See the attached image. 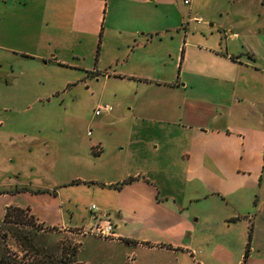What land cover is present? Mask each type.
I'll return each mask as SVG.
<instances>
[{
    "label": "crops",
    "instance_id": "0c3cea01",
    "mask_svg": "<svg viewBox=\"0 0 264 264\" xmlns=\"http://www.w3.org/2000/svg\"><path fill=\"white\" fill-rule=\"evenodd\" d=\"M23 1L29 2L19 0L18 3ZM136 1H148L158 8L159 1L163 0ZM59 3L50 1L51 5ZM88 4L92 9L101 6L99 0ZM69 5L72 16L61 23L62 26L53 23L55 19L51 17L42 21L43 36L37 37L36 42L45 55L54 56L52 51L58 53L68 46L78 49L87 33L96 37L92 46L100 45L102 37L104 39L105 25L100 22L101 16L95 22L90 8L85 12L83 0H74ZM151 23L148 28L136 30L137 35L141 30L140 37L128 34L114 45L117 52L125 53L124 62L132 64L136 60L146 66L142 72L131 65L129 72L116 73L142 81L141 90H144L139 93L145 97L141 107L136 105L135 112L125 117L108 112L102 120L94 119L95 131L91 134L87 131L88 137L82 141L72 139L68 130L60 131V137L72 143L67 148L60 145L61 139L57 142L51 139V136L57 137V133L47 135L43 139L42 165L34 164L37 175L30 178L34 180L31 182L33 191L42 192L23 191L9 200L20 208L27 207L42 224L58 226L69 233L82 226H93L96 216L111 219L116 238L104 241H108L113 251L110 248L96 251L95 248L93 252L107 260L115 254L118 257L117 252H122L118 248L124 246L125 255L135 254L136 261L187 264L195 260L192 248L195 224L210 216L218 218L216 224L221 227L230 226L229 220L245 217L244 242L248 243L249 234L251 243L262 242L264 98L252 96L253 90H258L261 84L240 79L245 64L238 61L237 52L218 44L195 45L193 35L188 33H184L182 39L180 33L176 35L175 62L180 58L181 67L187 57L188 71L208 76L213 85L181 82L184 69L177 80L159 77L149 69L153 66L159 71V18ZM192 48L206 51L197 55ZM160 66L164 73L165 67ZM206 87L214 88L212 91L217 97L199 96L201 88ZM157 107L159 110L155 111ZM133 119L159 121V131L149 134L147 124L144 129L133 131L130 129ZM121 120H128L130 128L120 132L111 129L114 121ZM145 136H154L151 141L157 144L147 145ZM56 172L66 176H56ZM18 183L8 178L0 185ZM84 195L96 196L100 201L97 211L92 209V203L89 205L90 214L86 216L82 215L77 202ZM229 204L234 207L227 211L225 206ZM86 248L81 240L79 251ZM253 251L252 248L248 264H264V250L256 258Z\"/></svg>",
    "mask_w": 264,
    "mask_h": 264
},
{
    "label": "rangeland",
    "instance_id": "374dc122",
    "mask_svg": "<svg viewBox=\"0 0 264 264\" xmlns=\"http://www.w3.org/2000/svg\"><path fill=\"white\" fill-rule=\"evenodd\" d=\"M18 1L0 0V182L8 178L19 182L15 186L0 185V254L33 264H50L56 254L62 255L68 264H151L141 259L136 261L135 254L131 252L125 255L124 246L118 248L122 249V252H117L118 257L115 254L109 260L101 254L94 255L95 248L96 251L108 250V241L78 232L81 227L69 233L58 226L44 225L27 207H21L22 220L10 218L4 221L7 207L16 206L9 200L14 195L7 192L27 188L32 193L31 182L34 180L30 181V178L37 175L33 166L42 165L43 139L47 135L57 133L58 136H51V139L56 142L61 139L60 145L67 148L72 143H67L66 137H60V131L68 130L73 135L72 139L84 140L87 131L90 130L91 134L96 129L94 119L102 120L106 116V113L95 116L98 104H110L113 108L110 113L121 114L120 118L135 112L136 105L141 107L145 97L139 93L144 90H141L142 81L128 74L118 76L116 73L129 72L131 65L142 72L146 66L136 60L132 64L124 62L125 53L117 52L114 45L126 35L134 34L138 28H148L155 18H159V71L153 66L149 69L152 68L159 77L177 80L184 69L181 82L212 84L208 76L188 71L187 57L181 67L180 58L175 62L176 35L180 33L182 39V35L188 33L193 35L192 43L195 45L208 47L218 44L237 52L239 60H236L245 64L240 79L260 83L252 96L264 98V0H192L190 5H184L180 0H163L159 1L158 8L148 1L99 0L101 6L93 9L88 4L91 0H83L85 12L90 8L95 22L101 16L100 22L105 25L104 39L102 37L100 45L92 46L96 37L87 33L79 42L78 49L68 46L64 50L59 49L58 53L52 51L54 56L45 55L36 42L37 37L43 36L42 21L51 17L55 19L53 23L62 26L61 23L69 21L72 16L69 4L74 0H29L22 4ZM50 1L61 3L51 5ZM192 18H201L203 22L197 23ZM139 32L140 37L141 30ZM192 49L197 55L206 51ZM179 55H182L181 49ZM160 65L165 67L164 73H161ZM201 89L199 96L217 97L212 91L214 88ZM220 96L224 94L220 93ZM158 110L159 107L155 111ZM128 123V120L114 121L111 129L120 132L131 127L134 131L144 129L147 124L145 127L149 128V134L159 131V121L133 119L130 127ZM153 138L145 136L147 145L157 144L151 141ZM57 172L56 176H66ZM80 199L77 202L83 216L90 214L88 207L91 203L100 204L96 196L84 195ZM233 207L230 204L225 206L227 211ZM216 219L205 217L195 224L192 233L195 260H189L187 264L243 262L246 218L229 220L231 225L222 227L216 224ZM81 240L86 243L85 251L78 249ZM262 243L264 240L250 244L255 258L257 254H263Z\"/></svg>",
    "mask_w": 264,
    "mask_h": 264
},
{
    "label": "built area",
    "instance_id": "2783aa9c",
    "mask_svg": "<svg viewBox=\"0 0 264 264\" xmlns=\"http://www.w3.org/2000/svg\"><path fill=\"white\" fill-rule=\"evenodd\" d=\"M184 5H190L192 0H180ZM197 23H202L203 21L201 18H195ZM232 36H236L233 34ZM112 106L110 104H100L96 110L95 114L100 115L102 113H108L112 111ZM92 209L97 211V206L92 205ZM97 217V222L91 227H81L79 228L78 232L80 231L82 234H91L95 237L105 239V240H113L116 238L115 234V226L111 219L105 217Z\"/></svg>",
    "mask_w": 264,
    "mask_h": 264
},
{
    "label": "trees",
    "instance_id": "16d2710c",
    "mask_svg": "<svg viewBox=\"0 0 264 264\" xmlns=\"http://www.w3.org/2000/svg\"><path fill=\"white\" fill-rule=\"evenodd\" d=\"M133 179H130L129 181H132ZM23 191H28L27 188H18V189H14L12 191H9L7 193H12L13 195L19 192H23ZM32 191V190H31ZM34 193H40L42 191H32ZM22 215H23V209L16 207V206H8L4 215V221H9L10 218H16L17 220H22ZM251 234H249V240L248 243L246 244V248H245V252H244V258H243V262L241 264H248V259L250 256V251H251ZM50 264H68L65 261V258L62 255H58L56 254L55 257L49 261ZM0 264H33L29 261H17L14 260L10 257H6L5 254H0Z\"/></svg>",
    "mask_w": 264,
    "mask_h": 264
}]
</instances>
